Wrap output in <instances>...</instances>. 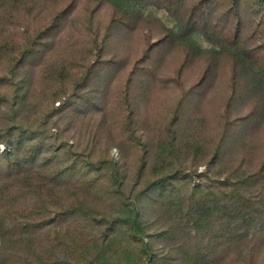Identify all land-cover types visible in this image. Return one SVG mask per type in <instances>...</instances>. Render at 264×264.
Segmentation results:
<instances>
[{
	"label": "trees",
	"instance_id": "obj_1",
	"mask_svg": "<svg viewBox=\"0 0 264 264\" xmlns=\"http://www.w3.org/2000/svg\"><path fill=\"white\" fill-rule=\"evenodd\" d=\"M148 8L171 24L108 52ZM0 146V264H257L264 0H0Z\"/></svg>",
	"mask_w": 264,
	"mask_h": 264
},
{
	"label": "rangeland",
	"instance_id": "obj_2",
	"mask_svg": "<svg viewBox=\"0 0 264 264\" xmlns=\"http://www.w3.org/2000/svg\"><path fill=\"white\" fill-rule=\"evenodd\" d=\"M110 6H106L105 8H103L102 10H95L93 9L92 11H90V15H93V18H95V20L97 21V24L99 25L100 28H102L106 22L108 21L109 17H107L110 14L111 11V4L107 3ZM147 12H150L148 20L149 22L147 23V27L141 30H135V31H115L114 35L112 36L107 50L108 52L112 53L114 56L115 55H131V54H135V53H139L141 52L144 48H145V43H146V39L145 37L149 38L150 40H153L156 38L157 36V31L162 29V27L166 26V25H170L171 21L169 20V18L166 16V14L161 11V10H156L153 8H148L146 10ZM78 12L80 16H83L85 14L84 9L82 8V6L80 5L78 8ZM144 30H146V35H144ZM199 44L202 47H207V44L204 43L200 38H198ZM169 60L171 61V63H179L180 61V54L176 51H173L169 54ZM198 71V64H191L188 66L187 69V77H186V81L189 82L193 79V77L195 76V74ZM225 82V76L223 73V70L221 69V72L219 74V77L216 81L217 87L215 88V92L217 93V95L221 94L223 91V83ZM210 97L212 98L211 95L212 91L209 93ZM142 106V104H141ZM242 112V111H241ZM239 112V114L241 113ZM0 148H2L0 146ZM113 154L115 156H117V151L113 150ZM150 210H148L147 212H149ZM163 209H159V214L158 216L151 212V214H149V219H153V221L151 223L153 229H166L168 230V232L170 233V236L174 239V238H180L181 234L180 232L176 229L178 223L169 220L167 218H164L163 216ZM156 221V222H155ZM257 232V231H256ZM249 237H251L250 241L248 242ZM247 241L244 243V245L241 247V251H239L238 255H244L246 254L250 249L254 250V253H251L254 260L256 261L257 264H262L264 263V238L262 236H260L258 233L253 234V232L249 233L246 237ZM156 247H159L160 244L159 243H155ZM238 251V250H237ZM237 252H235L233 254V258L231 260H237ZM256 255V258H255Z\"/></svg>",
	"mask_w": 264,
	"mask_h": 264
}]
</instances>
